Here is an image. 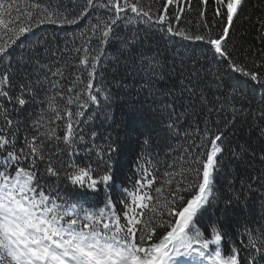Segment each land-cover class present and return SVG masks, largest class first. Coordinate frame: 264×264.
I'll return each mask as SVG.
<instances>
[{
    "label": "snow or ice",
    "instance_id": "1",
    "mask_svg": "<svg viewBox=\"0 0 264 264\" xmlns=\"http://www.w3.org/2000/svg\"><path fill=\"white\" fill-rule=\"evenodd\" d=\"M157 2L83 0L65 6L63 0H32L24 13L15 0H0V264H264V221L255 229L246 226L247 242L233 244L228 254L221 249L226 233L218 222L205 231L198 227L202 210L221 199L217 178L228 168L226 157L241 159L246 152L228 146V132L245 113L253 115L235 107L248 98L227 84L225 68L264 88V49L249 46L241 61L240 50L229 47L230 27L246 0H199L194 26L186 19L192 0H163L155 9ZM14 11L20 14L5 23L4 14ZM45 24L80 27L79 46L74 40L58 56L47 38L37 37L14 55L17 42ZM257 25L264 43V19ZM156 33L188 42L181 45L184 52L174 50L179 91L165 93L174 100L187 97L179 112L174 103L166 106L168 129L186 146L159 186L153 187L158 177L140 166L134 190L124 189L121 213L107 191L102 207H86V197L110 188L119 149L110 137L97 143L98 133L83 127L85 113L94 107L115 124L108 109L129 77L149 88L153 77L164 78L167 57L144 48ZM192 44L204 46L200 57ZM45 53L56 59H45ZM249 53L259 56L252 69L244 62ZM29 104L39 112L17 119ZM255 111L264 124V98ZM259 130L264 135V127ZM61 184L70 186L64 191L71 198L60 194ZM231 202L225 200L226 209ZM158 229L164 234L155 242Z\"/></svg>",
    "mask_w": 264,
    "mask_h": 264
},
{
    "label": "trees",
    "instance_id": "2",
    "mask_svg": "<svg viewBox=\"0 0 264 264\" xmlns=\"http://www.w3.org/2000/svg\"><path fill=\"white\" fill-rule=\"evenodd\" d=\"M32 0H15L19 5L21 12L26 13L28 5ZM48 0H40L41 4L46 5ZM65 6L78 5L83 3V0H63ZM150 2V0H147ZM163 0H158L154 4V8H160ZM193 11L187 15L186 19L191 20L193 26L198 19L199 0H192ZM173 8L171 11H174ZM20 13L13 12L9 17L4 14L5 23L14 20ZM207 19L212 20L211 8L208 10ZM264 19V0H246V3L240 11L239 16L234 18L233 25L230 27L229 47L233 45L240 52L237 54L241 61L244 60L240 53L245 52L251 46L253 50L264 49V43H261L257 38V21ZM87 20L82 24L86 25ZM181 26H184L183 22ZM140 27H143L142 25ZM219 28V26H218ZM218 28L213 29L217 31ZM81 28L71 26L59 28L53 25L45 24L34 30V34H28L27 39L21 38L14 46V55H19L24 47L29 44V41L34 42L37 37L47 38L48 47L57 51L64 49L66 45L70 48L75 40L77 46L80 44L79 33ZM3 29L0 28V34ZM126 29H122L121 34H124ZM162 33H156L146 40L144 48L149 51V55L161 54L162 57H167L166 67L164 69V78L153 77L151 87H143L144 81L139 77H129L125 83L128 87L119 91V94L113 97L110 111L116 123L113 124L112 119H105L104 112L99 109L90 107L85 113L86 123L83 125L86 131H95L98 133L97 143H103L104 137H110L116 142L118 152L114 155L113 174L114 180L110 188L101 187L100 191L91 194L86 199L90 202L86 207L99 208L105 202V191L112 195L113 201L116 204L117 213H121L123 206L120 204L122 199H125L124 189L129 191L134 190L135 182L141 179L140 166L148 168L157 177V183L153 187L159 186L164 179L166 171H173L167 167L172 164L173 160L179 155L181 145H185L182 138H177L168 129V104H175L177 111H181V104L186 103L187 97L177 98L166 95L167 90L172 89L174 92L179 91V63L176 57V71H172L174 50L184 52L185 49L181 46L188 42H182L177 38L164 37L161 39ZM7 39V37H4ZM192 48L196 49V56H201L203 45L192 44ZM45 59L55 60L56 57H49L44 54ZM71 55H75L72 53ZM249 59L244 61L250 69L253 68V62H259V56L253 57L248 54ZM64 57H61L63 59ZM202 59V57H201ZM165 61L162 60V63ZM71 71V69H69ZM119 79V78H118ZM146 79V78H145ZM211 80V77L208 78ZM225 81L228 85H233L248 100L242 103H236L235 107L251 109L252 116L239 118L235 126L228 132L226 143L230 148L240 150L241 147L246 149V152L241 159H233L226 157L228 168L221 176L217 178V187L220 189L218 195L221 197L218 203L213 207H208L202 210L203 215L199 217L200 224L198 227L201 231L210 229L214 223H219L222 231L226 233L225 239L221 244V249L224 254H228L233 244L237 247H242V242H247L245 235V227L255 229L264 221V160H261V155H264V135L261 134L260 128L264 127L256 116L258 113L255 109L258 107L262 98H264V88L256 85L237 73L227 72L225 68ZM213 91H215L213 86ZM224 91L231 92V88ZM219 95L220 93H216ZM102 99V98H101ZM251 101V104L248 103ZM39 112V106L29 104L22 111H18L15 115L21 121H26L31 113ZM88 117H92L88 119ZM215 119V117H213ZM183 123V120L181 121ZM187 125H185L186 127ZM148 139L149 143L145 144L144 140ZM83 156L84 153L79 154ZM259 177V179H256ZM52 182H56L55 178H50ZM231 181V185L230 182ZM70 186L61 184V195L71 198V191L65 192L64 189ZM155 195V193H152ZM232 198L230 205H225V200ZM145 213L148 209L144 210ZM123 222V220H122ZM164 234L163 229H158V234L153 238L158 242ZM205 235H208L205 232ZM191 264V262H189Z\"/></svg>",
    "mask_w": 264,
    "mask_h": 264
}]
</instances>
